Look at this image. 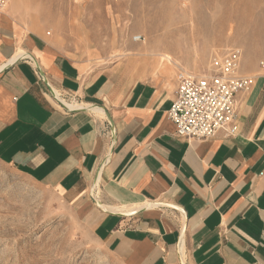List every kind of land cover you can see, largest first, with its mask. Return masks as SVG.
Here are the masks:
<instances>
[{
	"label": "crops",
	"instance_id": "0c3cea01",
	"mask_svg": "<svg viewBox=\"0 0 264 264\" xmlns=\"http://www.w3.org/2000/svg\"><path fill=\"white\" fill-rule=\"evenodd\" d=\"M21 8L0 13V162L69 195L123 264H264V76L236 95V135L189 140L169 118L177 64L78 59Z\"/></svg>",
	"mask_w": 264,
	"mask_h": 264
},
{
	"label": "rangeland",
	"instance_id": "374dc122",
	"mask_svg": "<svg viewBox=\"0 0 264 264\" xmlns=\"http://www.w3.org/2000/svg\"><path fill=\"white\" fill-rule=\"evenodd\" d=\"M14 1L25 29L90 63L143 69L153 58L169 66L168 55L178 70L204 74L215 55L240 49L243 75L264 76V0ZM75 204L0 162V264H123Z\"/></svg>",
	"mask_w": 264,
	"mask_h": 264
},
{
	"label": "built area",
	"instance_id": "2783aa9c",
	"mask_svg": "<svg viewBox=\"0 0 264 264\" xmlns=\"http://www.w3.org/2000/svg\"><path fill=\"white\" fill-rule=\"evenodd\" d=\"M11 2L0 0V13L7 11ZM242 60L241 50L231 49L215 55L207 73L193 74L179 67L178 88L169 110L177 136L205 141L221 131L236 135V95L250 91L254 84L253 77L242 74Z\"/></svg>",
	"mask_w": 264,
	"mask_h": 264
},
{
	"label": "bare ground",
	"instance_id": "6f19581e",
	"mask_svg": "<svg viewBox=\"0 0 264 264\" xmlns=\"http://www.w3.org/2000/svg\"><path fill=\"white\" fill-rule=\"evenodd\" d=\"M23 57H27V58H30L29 55H27L26 52H19L16 54L15 58L19 59V58H23ZM162 57L164 59H167L171 62V58L170 56L168 55H162ZM31 59V58H30ZM10 66V65H9ZM52 89V88H51ZM53 90V93L55 95V97L65 106L67 107L69 110H79L81 109V106L77 103V102H74V101H68L66 99H64L61 94L59 93V91H57L56 89H52ZM95 111L99 112V113H102L101 115L103 116V110L100 109V108H94ZM97 113V114H99ZM99 180H100V177L97 179V182H96V185H98L99 183ZM99 199V198H98ZM97 199V197H95V200L97 201V203L103 208V209H107L111 212H117V213H132V212H135L138 210V207H129V204L128 206L126 205L125 207H109V206H105L106 204H102L99 200ZM135 205V204H134ZM113 206V205H112Z\"/></svg>",
	"mask_w": 264,
	"mask_h": 264
},
{
	"label": "water",
	"instance_id": "95a60500",
	"mask_svg": "<svg viewBox=\"0 0 264 264\" xmlns=\"http://www.w3.org/2000/svg\"><path fill=\"white\" fill-rule=\"evenodd\" d=\"M105 114H106L107 118H108L110 121H112V120H111V116L109 115V113H108L107 111H105ZM96 182H97V179H96V181H95V185H96ZM95 203H96L97 205H99V204L97 203L96 200H95ZM99 206H100V205H99Z\"/></svg>",
	"mask_w": 264,
	"mask_h": 264
}]
</instances>
